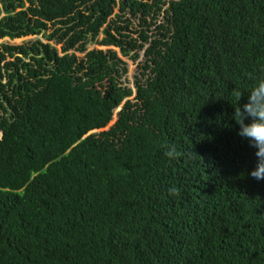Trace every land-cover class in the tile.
<instances>
[{"label":"trees","instance_id":"trees-1","mask_svg":"<svg viewBox=\"0 0 264 264\" xmlns=\"http://www.w3.org/2000/svg\"><path fill=\"white\" fill-rule=\"evenodd\" d=\"M40 35L0 44V264H264L232 118L264 79V0H0V40ZM100 35L147 47L134 102Z\"/></svg>","mask_w":264,"mask_h":264},{"label":"clouds","instance_id":"clouds-1","mask_svg":"<svg viewBox=\"0 0 264 264\" xmlns=\"http://www.w3.org/2000/svg\"><path fill=\"white\" fill-rule=\"evenodd\" d=\"M239 97V103L234 106L232 118L239 125V135L247 140L249 147L254 150L255 164L250 176L256 180H264V79L258 80L247 95V100L234 89Z\"/></svg>","mask_w":264,"mask_h":264},{"label":"rangeland","instance_id":"rangeland-1","mask_svg":"<svg viewBox=\"0 0 264 264\" xmlns=\"http://www.w3.org/2000/svg\"><path fill=\"white\" fill-rule=\"evenodd\" d=\"M118 10H116L117 12ZM140 30L139 27V23L138 21L133 20V25L130 26V30ZM52 32L51 29L48 30V32H46V34H50ZM134 37L139 38V35H134ZM40 39L42 40L44 43H48V41L45 39L44 35H40V36H30L27 38H22V40L20 42H17V40L11 41V40H0V44L5 43V44H10V45H22L24 43H28L29 41H34ZM103 39V35H100L98 40L96 42H92L89 45V50L92 49H98V50H103V51H109V50H113L117 53L118 58L123 62V64L121 65L122 69H125V71L123 72V70L121 69L123 76L121 78V85L127 88H131L133 90V96L128 98L127 100H134L136 98V79L140 78V74L142 72L141 67L144 64L145 61V53H146V46L144 49H142L141 51H138V55L139 57H135L136 52L131 53L129 56H125L123 55V53L121 52L120 48H116L113 46H109V45H102L100 42ZM59 51H61L62 49V45H57L54 42H51ZM78 56L83 57L84 54H80L77 53ZM134 102V101H133ZM125 103H123L114 113L112 120L109 122V124L107 125V128H105L104 130H108L110 129L112 126L115 125V123L118 120V113H119V109L123 108ZM101 132V131H100ZM99 133V132H98Z\"/></svg>","mask_w":264,"mask_h":264},{"label":"water","instance_id":"water-1","mask_svg":"<svg viewBox=\"0 0 264 264\" xmlns=\"http://www.w3.org/2000/svg\"><path fill=\"white\" fill-rule=\"evenodd\" d=\"M7 40H10V39H7ZM22 40V39H21ZM20 39H17V42H20L21 41ZM121 110V108L119 109V111ZM97 131H93V132H91L89 135H91V134H93V133H96ZM88 136V135H87ZM86 136V137H87Z\"/></svg>","mask_w":264,"mask_h":264}]
</instances>
